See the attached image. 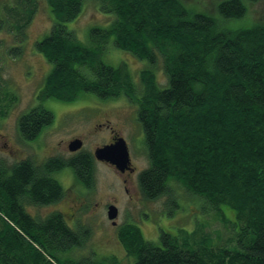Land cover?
<instances>
[{"label":"trees","instance_id":"16d2710c","mask_svg":"<svg viewBox=\"0 0 264 264\" xmlns=\"http://www.w3.org/2000/svg\"><path fill=\"white\" fill-rule=\"evenodd\" d=\"M90 0H45L53 18L36 49L53 65L39 101L73 102L90 93L102 99L130 98L138 106L149 166L139 177L145 198L169 194L172 181L202 200L204 211H235L233 247L207 241L191 245L162 230L160 243L145 239L135 225L118 237L130 264H264V23L228 28L247 14L243 0H224L220 19L193 13L180 0H96L115 19L108 28L90 30L94 48L77 38L68 23L77 20ZM255 2L257 0H250ZM41 0H2L0 32L15 40L19 56L27 29ZM113 45L145 61L140 86L127 66L101 60ZM163 60L167 84L159 87L154 67ZM54 114L42 104L19 119L23 140H36ZM0 163V264H121L68 254L85 246L89 232L74 230L62 215L32 217L25 202L56 203L64 189L53 173L67 167L87 188L94 185L92 154L34 160L10 168ZM9 171V172H8ZM221 215V213H220ZM224 222H228L226 219Z\"/></svg>","mask_w":264,"mask_h":264},{"label":"rangeland","instance_id":"374dc122","mask_svg":"<svg viewBox=\"0 0 264 264\" xmlns=\"http://www.w3.org/2000/svg\"><path fill=\"white\" fill-rule=\"evenodd\" d=\"M180 1L193 13L202 12L220 19L218 6L224 0ZM243 1L248 9L247 14L242 19L228 21V28H249L264 23V0ZM114 19L100 11V4L96 0H90L85 4L81 16L68 23V27L75 31L83 45L94 48L90 30L93 27L108 28ZM52 24L53 18L48 4L41 0L27 29V38L21 45L18 57L9 52L17 46L15 40L8 32H0V163L7 160L11 164L17 160L20 150L28 156L36 153L32 157H37L40 163L50 156L69 158L75 152H70L67 146L76 140L83 143L76 154L82 151L95 156L98 147L106 142L105 137L108 135L106 131H98L99 123H103V117L106 116L111 119L112 125L123 127L122 134L130 140L133 166L144 171L149 166L145 136L144 144H141L143 147L137 149L132 140L137 134L138 137L143 136L142 127L135 120L138 114L137 104L130 100V103L119 100L125 97L128 101L127 96L102 99L94 94L84 93L73 102L62 103L54 98L39 101L40 92L53 65L36 49V43L50 31ZM100 57L103 62L114 67L126 65L134 84L142 91L140 74L149 67L145 61L117 48L113 45V38L101 51ZM154 72L158 86H166L167 76L160 55ZM41 104L54 114V121L36 140L28 144L20 135L19 119ZM3 138L9 142L14 154L8 153L3 147ZM109 169L101 165L100 161H95V181L90 189L77 179L72 168L54 172L53 177L65 191L63 198L53 206L30 211L34 215L38 212L39 217H47L48 214L55 213L56 209L66 211L73 204V200L78 199L81 209L73 219L66 214L67 224L74 230L89 232V239L84 247L65 255L74 258L90 256L96 261L113 257L121 264L133 263L134 259L128 257L118 237L122 227L129 224L140 228L145 239L155 243H160L161 231L164 230L179 237L180 241L187 236L191 245L207 241L214 246L233 247L231 241L235 239V230L238 229L234 227L235 211L230 207L221 206V215L215 211L206 212L202 208V200L189 195L174 181L170 183L169 194L156 200H149L142 195V199L131 201L124 192L122 178ZM137 185L139 187L138 183ZM115 200L118 201V216L115 220L117 227L112 226V221L108 218V204ZM225 219L228 222H224Z\"/></svg>","mask_w":264,"mask_h":264},{"label":"flooded vegetation","instance_id":"af4514ba","mask_svg":"<svg viewBox=\"0 0 264 264\" xmlns=\"http://www.w3.org/2000/svg\"><path fill=\"white\" fill-rule=\"evenodd\" d=\"M125 99H126L125 97L119 98L120 101L124 100L125 103L126 102L130 103V101L133 103V101L130 98L127 97L128 101L125 100ZM103 120H104V122L103 123H99V125H98V128H99L98 131H100V130L101 131H106L108 133V135L105 137V139H106L105 141L106 142L101 143V145L98 147V149L106 147V146L113 147V146L117 145L118 143L122 142L123 143V147L125 149H127V151H128L129 165H128V167L126 169L121 170L115 164H112L110 162H102V161H100V164L103 165V166L109 167L110 168L109 170L115 172L117 177L122 178V181H123V184H124V192H125V194H126V196L128 197L129 200H131V201L134 200V199L140 200V199H142L143 193H142V191L140 189V186L138 187L137 183L139 184V177H140V175H141V173L143 171L138 170V168H135L133 166L132 152H131V149H130V147H131L130 140H129L128 137H126V136H124L122 134V132L124 133L122 126H118L116 124H115V126L112 125L111 119L107 118L106 116L103 117ZM135 120L138 121V114H137V117L135 118ZM142 135L143 136H141V137L140 136L138 137V134L133 136V140L132 141L134 142V146L137 149H141L143 147V145H141V144H144V136L145 135H144L143 130H142ZM3 141H4L3 147L5 149H7L8 153L14 154V151L10 147L9 142L6 141L4 138H3ZM25 142L29 144V142H27V141H25ZM67 147H69V144H68ZM81 152L82 151L78 152V154H80ZM34 155L36 156V153H34ZM34 155L28 156V155L24 154L23 151L20 150L19 154L17 153V158H16L17 160L13 161L11 164H9L7 162V160H5V161L2 160V162L5 163L4 166H6L7 168H10V167H12L13 165H15L17 163H21V162H24L26 160H34V161L40 163V161L37 160V157H35V158L32 157ZM92 155H93V157H94V159L96 161V158H95L94 154H92ZM61 157L62 156L56 155V156H50L48 159H50V158H61ZM48 159L46 161L40 163V164L46 163L48 161ZM57 203H52V204H49V205L38 206V205H34V204H31V203L25 202L21 206L32 217H39L38 216V212L36 213V215H34L30 211L31 210H35L36 208L39 209V208H43V207L53 206V204H57ZM72 203H73L72 205H69L66 208L67 209L66 211L65 210L63 211L61 209H56L55 213H50V214H48V216L52 215V214H60V215H62V217L65 220V222L68 223V221L66 219V214L69 216L68 218H72L73 219L74 216L76 215V213L81 209V203H78V199H74ZM111 205H115L117 207L118 201L115 200L112 203L110 202L108 204V208ZM40 218H45V216H43V217L40 216ZM111 224H112V226L117 227V223L114 225L113 221H112Z\"/></svg>","mask_w":264,"mask_h":264},{"label":"water","instance_id":"95a60500","mask_svg":"<svg viewBox=\"0 0 264 264\" xmlns=\"http://www.w3.org/2000/svg\"><path fill=\"white\" fill-rule=\"evenodd\" d=\"M83 146L82 141L76 140L69 145L70 152H77L81 150ZM95 158L98 161L110 162L115 164L119 169L124 170L129 165V155L127 149L123 147V143L120 142L117 145L111 147L106 146L98 149L95 152ZM118 216V208L115 205H111L108 208V218L113 221V224H116V218Z\"/></svg>","mask_w":264,"mask_h":264}]
</instances>
